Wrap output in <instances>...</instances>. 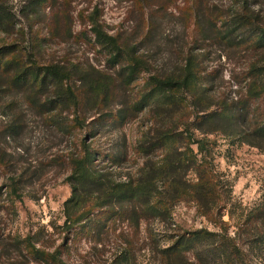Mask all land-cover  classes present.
Segmentation results:
<instances>
[{"label": "rangeland", "instance_id": "obj_1", "mask_svg": "<svg viewBox=\"0 0 264 264\" xmlns=\"http://www.w3.org/2000/svg\"><path fill=\"white\" fill-rule=\"evenodd\" d=\"M139 4L133 0H0L6 12L0 24V60L30 56L40 66L76 71L70 84L83 95L77 109L52 105L54 87L32 100L30 88H4L7 82L0 80V264H43L32 257L33 246L57 247L64 242L63 204L71 196L69 159L83 145L99 152L95 163L101 165L124 154L119 170L123 175L135 173L143 163L135 148L153 125L149 107L154 103L142 112L126 108L146 92L148 75H140L129 86L121 84L123 71L109 66V55L95 42L94 19L107 33L131 44L144 34L140 27L145 17L154 40L142 48L154 61V70L165 62L180 67L183 58L194 53L200 56L210 101L256 103L251 74L257 63L264 67V46L257 47L251 38L258 26H264V0H143ZM238 12L245 13L244 23L250 24L235 26L238 30L229 44L223 38L226 25L222 21L209 25L207 15L218 13L229 19ZM82 73L105 80L106 94L98 96L90 90L79 78ZM76 114L85 124L72 123ZM210 139L217 144V168L232 184L238 211L225 220L234 224L241 211L264 199V151L231 146L220 135ZM174 219L184 229H213L189 205L178 206ZM87 251L83 244L64 259L67 264H85Z\"/></svg>", "mask_w": 264, "mask_h": 264}, {"label": "trees", "instance_id": "obj_2", "mask_svg": "<svg viewBox=\"0 0 264 264\" xmlns=\"http://www.w3.org/2000/svg\"><path fill=\"white\" fill-rule=\"evenodd\" d=\"M133 1L140 6L143 0ZM5 15L0 5V24ZM207 16L209 25L219 21L226 25L223 38L229 44L237 26L250 24L244 23L246 14L241 12L229 19L218 13ZM141 21L144 34L131 44L107 33L95 19L91 29L96 44L109 55V66L123 71L122 85L148 75L146 92L126 108L142 112L154 103L149 107L153 125L135 148L143 163L135 173L123 175L121 152L102 165L95 163L99 152L87 145L72 154L67 177L71 196L63 204L64 242L57 247L33 246L32 257L43 264H67L64 256L85 244V264H264V199L241 211L236 223L225 220L238 209L233 205L232 184L216 165L217 144L210 139L220 135L231 146L264 151V67L257 63L252 69L253 106L250 102L215 104L208 95L199 55L185 56L180 67L165 62L153 69L154 61L142 48L153 42V28L145 17ZM252 36V43L264 46V26H258ZM73 72L59 65L40 66L30 56L0 60V80L7 82L4 88H30L27 92L36 100L46 88L54 87L52 105L77 109L83 95L70 84ZM79 78L98 96L108 88L105 80L90 79L86 73ZM72 123L85 124L78 114ZM180 205L193 207L196 216L213 229L182 228L174 219Z\"/></svg>", "mask_w": 264, "mask_h": 264}]
</instances>
